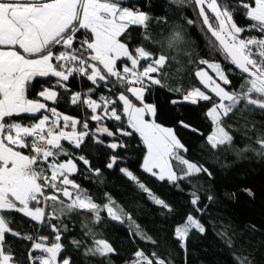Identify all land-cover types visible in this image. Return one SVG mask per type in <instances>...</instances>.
I'll list each match as a JSON object with an SVG mask.
<instances>
[{
  "label": "snow or ice",
  "instance_id": "1",
  "mask_svg": "<svg viewBox=\"0 0 264 264\" xmlns=\"http://www.w3.org/2000/svg\"><path fill=\"white\" fill-rule=\"evenodd\" d=\"M124 3L125 0H0V264H16L13 254L4 246L7 233L32 241L28 252L30 264H71L68 258L58 259L62 256L63 245L61 230L55 224L49 223L54 233L52 240L47 236H21L9 227L3 215L4 212L22 213L41 225L46 220H59L55 205H64L61 196L71 201L66 205L68 211L90 212L97 222L102 211L121 222L126 217L130 226H135L136 235L151 241V237L143 233L110 196L101 206L70 178L77 172L75 159L84 165H89V161L84 156L71 158L62 141L80 148L87 137L100 142L96 133L109 137L116 133L127 137L138 134L146 148L141 167L159 181L178 186L179 181L195 174L211 175L207 168L181 155V151L187 149L173 129L155 121L157 108L145 99L153 87H167L170 92L181 93V100H173V104L183 101L211 104L206 117L214 127L206 142L213 150L232 144L233 137L223 126L224 118L242 101L264 110V0H235L249 21L245 27L235 21L236 9L228 0H173V3L191 4L198 10L202 30L206 29L210 34V49L221 54L229 65L222 67L220 62L206 59L189 61L206 65L214 73L210 75L205 68H198L194 73L207 91L198 86L188 90L182 86L169 87L162 77L168 75L164 69L171 58L163 51L154 53L143 43L133 48L130 38L125 41L124 37L133 25L146 30L144 42H149L151 36L147 33L150 16L139 8L124 6ZM187 22L195 23L193 20ZM252 31L258 35H245ZM182 40L181 33L176 31L168 39L167 47L172 48ZM235 70L243 80L242 91H229L227 87L232 84L229 73ZM53 77L56 78L53 86L43 87L37 93L42 99L28 97L36 78ZM76 77L86 78L94 86L84 93H72L70 97L73 105H83L90 110V115L86 112L87 119L83 121L63 115L46 103L58 102L59 93L54 89L68 91L67 82ZM113 84L123 89L114 98L105 95L92 98L100 87L111 91ZM23 114L36 119L31 124H22L17 118ZM37 114L40 115L37 117ZM105 118L119 122L116 132L102 123ZM89 120L97 122L94 131ZM77 125L83 130L77 131ZM69 126L71 132L63 130ZM256 144L258 148L252 150L264 156V138L258 139ZM108 147L115 151L125 145L113 142ZM21 149H29L31 154H25ZM60 156L70 158L61 161L57 159ZM118 160L119 157L112 156L107 167L113 168ZM172 161L177 162L182 174L176 171ZM120 171L156 205L168 213L174 211L132 171L126 168ZM191 195L194 210L202 212L198 206L200 197L195 192ZM47 207H52V212H46ZM59 211L63 213V208ZM193 230L201 234L206 231L200 220L189 213L174 228V236L182 248ZM86 234L93 236V246L86 254L107 256L114 251L106 241L95 239L91 230ZM80 243L73 241L76 247ZM227 243L231 247V242ZM37 252L40 254L36 255ZM134 257L132 264H166L155 253H152L154 260L141 250L135 252ZM236 260L237 264H250L247 257H236Z\"/></svg>",
  "mask_w": 264,
  "mask_h": 264
},
{
  "label": "trees",
  "instance_id": "2",
  "mask_svg": "<svg viewBox=\"0 0 264 264\" xmlns=\"http://www.w3.org/2000/svg\"><path fill=\"white\" fill-rule=\"evenodd\" d=\"M228 2L236 9L234 19L237 24L245 27L249 21L244 16V10L236 5L235 0ZM143 9L150 16L147 33L150 34L151 40L144 42L146 30L133 25L125 35V41L130 38V46L133 48L143 43L154 53L163 51L171 58L164 69L168 75L162 77L169 87L182 86L188 90L198 86L207 91L199 84L194 73L198 68H205L212 75L214 73L207 69L206 65L189 61L206 59L220 62L222 67L229 65L221 54L210 49V35L205 29L202 30L197 9L188 3H173V0H145ZM188 20L195 23L188 24ZM176 31L181 33L183 40L168 48L167 41ZM245 35L258 34L252 31ZM178 69L181 71L178 72ZM229 78L232 81V84L227 86L229 91H242L240 85L243 80L238 70L229 73ZM55 79L36 78L27 93L28 97L38 99L37 93L43 87H52ZM67 83L68 91L63 88L54 89L59 93L58 102L46 103L49 107L57 108L63 115L83 121L87 119L86 112L90 115V110H86L83 105H73L70 97L72 93H84L94 86L86 78L80 77L70 78ZM110 88L111 91L100 87L92 98L98 99L100 95L114 98L123 90L115 84L110 85ZM145 99L157 108L155 121L163 127L173 129L176 137L187 149L181 151V155L190 162L207 168L211 175L198 173L179 181L178 186L159 181L141 168L146 148L138 134L127 137L116 133L115 136L109 137L96 133L100 142L87 137L80 148H75L67 141H62V144L71 153V158L84 156L89 161V165H84L82 161L75 159L77 172L71 174L70 178L101 206L107 203L110 196L119 208L132 217L135 225L151 237V241L136 235L135 226H130L126 217L121 222L102 211L101 219L97 222L90 212L68 211L66 205L71 201L62 196L64 205H55L59 220H46L45 224L41 225L22 213L4 212L9 227L21 236H47L52 240L54 233L49 223L55 224L61 230L63 245L62 256L58 259L68 258L71 264H132L134 253L138 250L153 260L155 258L152 253H155L166 264H237L236 257H247L250 264H264V156L257 155L252 150L258 148L256 141L264 138V110L248 106L242 101L236 110L224 118L223 126L233 137L232 144L213 150L206 142V137L214 127L206 117V112L211 107L209 102L191 104L183 101L173 104V100H181V93L170 92L167 87H153L146 93ZM134 102L139 104L138 101ZM39 115L37 114V117ZM17 119L18 122L27 124L33 123L36 117L23 114ZM102 123L116 132L119 122L105 118ZM62 124L63 121L61 126ZM89 124L94 131L97 122L89 120ZM185 124L188 127H184ZM77 130H83L82 126L77 125ZM113 142L123 143L125 147L114 151L108 147V144ZM26 150L30 154L29 149ZM114 155L119 157L118 163L109 169L107 164ZM68 158L70 157L60 156L57 159L64 161ZM172 163L180 173L177 162ZM121 168L132 171L174 211L168 213L166 209L156 205L132 181L129 182L136 187L133 192L128 190L130 183L115 180ZM193 192L200 197L198 206L202 212H196L190 203ZM209 197L212 199L209 200ZM60 208H63V213L59 211ZM52 210V207L46 208L48 213ZM189 213L201 221L206 231L201 234L193 230L186 238V246L182 248L174 236V228L181 224ZM89 230L95 234V239L106 241L114 251L107 256L86 254L93 246V236L86 234ZM73 241H80V246L76 247ZM227 241L231 242V247ZM31 244L32 241L7 233L4 246L6 250L11 251L16 264H30L28 252Z\"/></svg>",
  "mask_w": 264,
  "mask_h": 264
},
{
  "label": "rangeland",
  "instance_id": "3",
  "mask_svg": "<svg viewBox=\"0 0 264 264\" xmlns=\"http://www.w3.org/2000/svg\"><path fill=\"white\" fill-rule=\"evenodd\" d=\"M137 1V0H136ZM135 1V2H136ZM128 5V4H127ZM138 5V7L139 6H142V8H143V5H142V3L141 2H139V4H135V3H131V5H129V6H131V7H135V6H137ZM209 74L210 75H212L210 72H209ZM185 102H187V101H185ZM137 105H139V104H137ZM63 125V124H62ZM63 130L64 131H66V132H71L72 130H68L67 128H63ZM78 131V130H77ZM210 134H211V132H210ZM142 168V167H141ZM115 180H117L118 182H127V183H130L129 181V179L122 173V172H120L117 176H116V179ZM134 189H136V187H135V185L133 184V183H130V185H129V191H131V192H133L134 191ZM201 222V221H200Z\"/></svg>",
  "mask_w": 264,
  "mask_h": 264
},
{
  "label": "crops",
  "instance_id": "4",
  "mask_svg": "<svg viewBox=\"0 0 264 264\" xmlns=\"http://www.w3.org/2000/svg\"><path fill=\"white\" fill-rule=\"evenodd\" d=\"M139 2H141L142 5H143V8H145V0H137L136 2H135V0H127V2L124 3V6H129V5H131V3H135V4L137 3V4H139ZM138 8L140 10L144 11V9L142 8V6H139ZM149 119H152V117H149ZM27 124H31V123H27ZM27 124H25V125H27ZM67 129L68 130H72L70 126L67 127ZM21 151L24 152L25 154H28L26 149H21Z\"/></svg>",
  "mask_w": 264,
  "mask_h": 264
},
{
  "label": "water",
  "instance_id": "5",
  "mask_svg": "<svg viewBox=\"0 0 264 264\" xmlns=\"http://www.w3.org/2000/svg\"><path fill=\"white\" fill-rule=\"evenodd\" d=\"M197 12H198V10H197ZM206 30V29H205ZM209 34V33H208ZM210 35V34H209Z\"/></svg>",
  "mask_w": 264,
  "mask_h": 264
},
{
  "label": "built area",
  "instance_id": "6",
  "mask_svg": "<svg viewBox=\"0 0 264 264\" xmlns=\"http://www.w3.org/2000/svg\"><path fill=\"white\" fill-rule=\"evenodd\" d=\"M99 98V97H98ZM30 152V151H29ZM31 154V153H30Z\"/></svg>",
  "mask_w": 264,
  "mask_h": 264
}]
</instances>
